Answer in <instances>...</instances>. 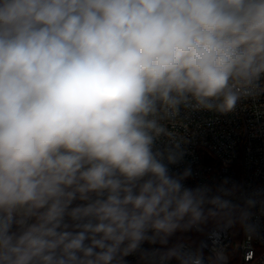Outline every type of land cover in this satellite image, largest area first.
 I'll return each instance as SVG.
<instances>
[{"label":"clouds","instance_id":"1","mask_svg":"<svg viewBox=\"0 0 264 264\" xmlns=\"http://www.w3.org/2000/svg\"><path fill=\"white\" fill-rule=\"evenodd\" d=\"M262 93L264 0H0V264H229L264 189L186 186L169 123Z\"/></svg>","mask_w":264,"mask_h":264},{"label":"built area","instance_id":"2","mask_svg":"<svg viewBox=\"0 0 264 264\" xmlns=\"http://www.w3.org/2000/svg\"><path fill=\"white\" fill-rule=\"evenodd\" d=\"M169 130L189 141L183 161L173 166L174 172L191 169L186 186L214 188L229 178L246 189H264V93L244 100L232 114L181 115L169 123ZM256 223L252 239L238 229L221 233L219 242L231 254L229 264H264V214L257 212ZM205 230L214 233L218 229L213 224ZM127 260L137 264L134 256Z\"/></svg>","mask_w":264,"mask_h":264},{"label":"rangeland","instance_id":"3","mask_svg":"<svg viewBox=\"0 0 264 264\" xmlns=\"http://www.w3.org/2000/svg\"><path fill=\"white\" fill-rule=\"evenodd\" d=\"M213 224H216L215 222H209L206 226H205V229L209 228L210 226H212ZM194 237L195 235L192 234Z\"/></svg>","mask_w":264,"mask_h":264}]
</instances>
